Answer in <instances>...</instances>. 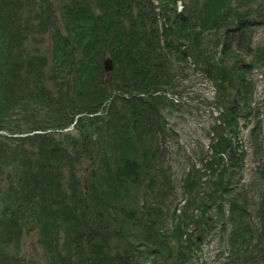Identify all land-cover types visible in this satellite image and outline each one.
I'll return each mask as SVG.
<instances>
[{
  "label": "trees",
  "instance_id": "trees-1",
  "mask_svg": "<svg viewBox=\"0 0 264 264\" xmlns=\"http://www.w3.org/2000/svg\"><path fill=\"white\" fill-rule=\"evenodd\" d=\"M205 1L222 11L232 4L188 0L178 10L177 0H0V264L154 262L148 251L169 237L155 200L163 180L158 145L172 133L162 108L174 64L187 57L209 70L225 105L204 170L195 169L185 193L203 186L204 225L217 222L227 235L224 264H264V150L253 210L232 167L243 159L234 142L238 119L251 113L237 106L240 99L247 107L246 76L264 68V43L251 42L252 29L264 24V0L226 8L233 26L224 15L212 20ZM212 27H223L221 38L204 41ZM231 46L252 60L227 64ZM260 109L253 108L258 128ZM71 125L79 136L59 133Z\"/></svg>",
  "mask_w": 264,
  "mask_h": 264
},
{
  "label": "rangeland",
  "instance_id": "rangeland-1",
  "mask_svg": "<svg viewBox=\"0 0 264 264\" xmlns=\"http://www.w3.org/2000/svg\"><path fill=\"white\" fill-rule=\"evenodd\" d=\"M181 1L182 5L187 8L189 7L187 4L188 0ZM193 1L195 2L196 0ZM201 1L203 2V0ZM205 2L201 4L203 11L206 13L212 11L210 18L218 21L219 17H223L225 11L228 10L226 8L235 5L236 9L240 10V6L236 5L241 1L232 0V4H227L223 11L221 8H214L216 5H210L207 1ZM226 14H230V12ZM232 18L225 16V20L229 23H225L226 25L228 24L227 26L236 25L237 21L231 23L230 19ZM197 28L200 29V27ZM222 30L223 27L219 29L214 27L205 29L203 32L204 41L208 40L210 35L213 37V34L221 38ZM251 34V42L254 47L263 44L264 24L255 25ZM210 41H212L211 43L209 42L210 44L215 43V39ZM219 43L217 38L216 46ZM201 44L203 46V41H201ZM213 47L214 45H212L211 49ZM225 57V62L228 64L237 61L250 62L253 56L231 46ZM174 65L176 67H174V71L176 69L177 75L175 76L173 86L166 90L169 91V94L166 95L167 103L162 108L165 125L172 133L169 132L165 135V138H160L162 144L158 145V149L162 153V163L159 160L158 164L163 165L162 167L159 166L162 168L161 175L163 176V180L160 184L159 193L155 196V200H159L162 208L158 220L161 224H165L164 232L169 237L166 240L159 241V244L154 248L158 249V251L154 254L152 252L149 253L150 250L148 251L149 256L154 261L150 264H224L223 262L226 259L225 256L228 250L227 235L217 222H214L215 225L212 229L204 225L203 194L205 192H203V186H201L200 191H191V193L188 191L189 194H187L185 193L184 184L188 180L191 182L193 178H196V168H200L201 171L204 170L203 165L207 160L205 154L206 152H211L210 141L214 134L213 127L221 123L220 115L225 102L222 100L221 93H218L214 80L210 79L208 69L205 72L204 68L199 69L194 66L191 57H187L185 61H176ZM246 77L249 86L248 94L245 96L247 107H245L240 99L237 106L243 113L251 107V113L248 114L249 116H242L238 119L237 136L234 142H237L238 150L243 154V159L239 161L236 165L237 167H232L236 171L234 178L236 189L239 193L246 196L251 205V210H253L258 201L262 186L255 170L259 157L264 150L263 120L262 118H258L262 121V127L258 128L253 108L262 107L260 110L264 108V68H252ZM168 95H176L181 98H170ZM183 98L185 100L181 101ZM85 125V131L90 132L91 130L89 129L92 127L87 126V123ZM0 132L6 133V131ZM59 133L79 136L78 134L81 131L79 132L75 126H71ZM69 142L70 140H68ZM201 177L203 185V179L206 180L208 176L202 175ZM165 204L167 207L163 210V205L165 206ZM207 215L210 217L215 215V209L211 208ZM177 219L182 221L183 225L181 222H177ZM124 227L128 230L132 228V225L124 224ZM178 228H181V233H179ZM203 228L205 231H203ZM206 230H208L206 237H203ZM32 244L29 246V251L34 256V262L36 263L37 252L40 253L41 251L36 240H33ZM174 248L178 249L179 253L174 252ZM170 251L172 254L174 253L175 259L173 255L168 256L167 253H170Z\"/></svg>",
  "mask_w": 264,
  "mask_h": 264
},
{
  "label": "water",
  "instance_id": "water-1",
  "mask_svg": "<svg viewBox=\"0 0 264 264\" xmlns=\"http://www.w3.org/2000/svg\"><path fill=\"white\" fill-rule=\"evenodd\" d=\"M103 67L106 73H110L113 69V59L111 57H106L103 62Z\"/></svg>",
  "mask_w": 264,
  "mask_h": 264
}]
</instances>
